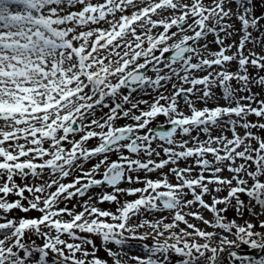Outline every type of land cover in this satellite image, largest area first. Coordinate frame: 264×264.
I'll return each instance as SVG.
<instances>
[{"label":"snow or ice","instance_id":"6c2138e0","mask_svg":"<svg viewBox=\"0 0 264 264\" xmlns=\"http://www.w3.org/2000/svg\"><path fill=\"white\" fill-rule=\"evenodd\" d=\"M232 2L237 5L235 11L226 7L228 0H212L211 5L204 0H0V210L41 214L19 219L0 216L4 221L0 222V264H109L97 255L100 249L86 234L100 237L113 264H123V253L107 245L123 246L125 231L135 237L136 230L145 226L155 232V244L144 245L145 257L130 258L136 264H162L154 257L169 252L181 257L177 264H220L224 245L229 249L247 245L264 252V232L256 231L251 222L239 225L224 215L229 207L241 216L242 210L264 214V138L252 131L264 130V99L251 93L253 80L248 71L249 65L264 70V55H244L247 43H258L250 30L261 27L264 15H254L253 0ZM232 17L240 21L242 36L238 45L225 46L224 39L235 31L227 23ZM157 28L162 31L154 35ZM209 33L220 45L216 52H209L206 43L199 44ZM233 47L236 52L227 54ZM234 60L236 72L227 67ZM200 72L205 74L197 75ZM174 77L180 83L172 84L170 94L160 93L151 103L133 99L138 89L158 91ZM258 83L264 85V76L258 77ZM217 87L222 89L224 105L197 108L190 98L197 95L207 102ZM182 96L188 114L180 109ZM141 104L148 105L147 109H141ZM105 108L108 111L98 117L97 111ZM160 115L168 118L171 127L167 131L150 127ZM252 115L259 119L248 120ZM121 118L133 123L117 126ZM225 124L231 138L224 134ZM238 127L245 129L244 135ZM213 128L221 134L213 135ZM201 133L207 138L202 140ZM94 138L98 144L88 147ZM156 140L163 142L159 151L152 146ZM114 152L120 155L111 160ZM161 152L164 157L153 159ZM93 158H99L98 162L85 170L84 164ZM189 158L193 164L179 166V161ZM237 160L243 162L237 164ZM168 165L173 166L163 172ZM158 170L160 175L151 178L149 174ZM225 170L232 173L230 178L222 175ZM77 172L71 182H62ZM45 173L48 179H42ZM29 175L40 178V183L23 182ZM122 183L143 187L124 188ZM101 185L112 191L99 197V203L118 204L115 212L97 207L91 197L68 207L69 201ZM224 187L228 188L226 197H213L211 204L205 201V195ZM240 194L249 198L247 204ZM9 195L19 198L10 201ZM120 195L136 198L121 203ZM189 195L192 199H187ZM221 204L225 207H217ZM256 206L260 213L252 212ZM192 207L210 211L213 220L198 210L184 211ZM163 211L173 213L170 223L161 217L130 224L134 216ZM187 217L235 239L221 236L217 247L189 241L187 237L211 241L217 233L202 230ZM180 223L186 227L180 228ZM259 226L264 228V221ZM165 231L169 236L161 242ZM26 234L45 240L42 245L32 242L30 247L23 242ZM135 238L145 240L148 233ZM229 254L239 264H264V255Z\"/></svg>","mask_w":264,"mask_h":264},{"label":"rangeland","instance_id":"374dc122","mask_svg":"<svg viewBox=\"0 0 264 264\" xmlns=\"http://www.w3.org/2000/svg\"><path fill=\"white\" fill-rule=\"evenodd\" d=\"M187 2V0H186ZM205 4L207 5H211L212 0H204ZM226 7L233 9V11L236 10L237 5L235 3L232 2V0H228V3L226 4ZM253 9H254V15L256 16H261L264 15V0H253ZM131 11V9H129V12ZM155 18V17H154ZM192 21L189 20V23H191ZM227 23H230L233 25L234 28V34L231 35L228 38L224 39V45L227 46L229 44H239V41L241 39L242 33L239 31L241 28V24L240 21L237 20L235 17H232L230 20H227ZM103 27H107V25H101ZM162 31L160 28L154 29L153 30V34H157L158 32ZM171 31H176L175 28H173ZM252 32V37L253 39L257 40L258 43L253 44L251 42L246 44L245 50H244V55L247 56L249 55V52H255L258 55H264V21H261V27L259 29H251L250 30ZM188 35H192L191 32L186 33ZM220 36L222 38H224V33H220ZM216 36L212 33H209L205 38L201 39L199 41V44L203 45V44H207L208 45V51L209 52H216L219 50L220 45H218L216 42ZM172 41H170L171 43ZM189 43H192L191 41ZM236 52V48L233 47L231 49V51H229L227 54L231 55L233 53ZM159 54V53H157ZM166 56H169V53L166 54ZM205 56H207V53H205ZM211 58V57H208ZM227 67L229 68V70L236 72L238 70V63L237 61H232L230 62ZM167 71V70H165ZM248 71L252 77L253 83H251L250 88H251V93L257 94V99H264V85H260L258 83V77L259 76H264V70L258 69V68H254L251 65L248 66ZM149 75H153L154 73H152L151 71L148 72ZM205 73L200 72L197 73V75H204ZM164 83V82H162ZM179 84L180 82L174 77L173 80L171 82H167L165 83L164 88L159 89L158 91H162L164 92L163 94L168 95L173 91L172 88V84ZM234 86L239 87V85L237 84L236 81L232 82ZM189 85H184V87H188ZM202 88V86H199ZM157 90L155 89H147L146 91H141V90H137L136 93H133V99L134 100H147L149 99V103L152 102L153 98L151 99V96H153L155 94ZM214 92V97L211 100H208L207 102L200 100L197 98V95H191V99L195 102V106L197 108H203L205 106H209L210 108L217 106V104L219 105H224L226 102L221 98L222 96V89L220 88H215L213 89ZM126 94V91H125ZM249 93L246 92H241L240 95H248ZM161 103H164L163 101H161ZM179 105H180V109L183 110L186 114H188V108L185 104V98L182 96L179 100ZM131 105H125V108L130 107ZM148 105L145 104H141L140 108L141 109H147ZM108 111L107 108L102 109V110H98L96 115L102 116L104 113H106ZM138 114V113H137ZM167 117L160 115L158 116L150 125V127H152L154 130L156 129L157 126H164L165 128H170L171 126L167 123ZM227 119V118H225ZM233 119H236L235 117H233ZM250 121H257L259 118L255 117L254 115L249 116L247 118ZM264 122V121H262ZM129 123H133V121L131 119H127V118H121L120 120L116 121L117 126H123ZM225 131L224 134L227 135L229 138H231L232 133L230 131L227 130V125H223ZM143 131H141V134H143ZM237 131L242 135H244L245 129L243 128H237ZM252 131L256 134L259 135L260 137L264 138V130H260V129H252ZM212 134L213 135H220L221 131L219 128H213L212 130ZM193 136L197 135L196 132L192 133ZM185 139H187V137H184ZM200 138L206 139V135L205 134H200ZM76 139H79V135L76 136ZM98 140L97 139H92L90 141H88L87 146L88 147H94L98 144ZM160 143H163L159 140L153 141L152 142V146L154 148H157V150L159 151V147L158 145ZM253 146H256V141H252ZM180 150V149H177ZM124 154L125 155H129V153L127 152V150H124ZM120 155V153H111L110 154V159L111 160H115L117 159V157ZM135 157V154H131ZM144 159H146L147 157L144 156ZM209 158H211L209 156ZM99 158H93L92 160L86 162L84 164V169H90L95 163L98 162ZM155 159V158H153ZM243 161L241 160H237V164L242 163ZM179 166L181 167H185L187 165H191L193 164V159L189 158L187 161L185 160H181L178 162ZM173 165H168L166 166L162 171L163 172H168V169L170 167H172ZM199 171V168L197 167L196 171H194L192 173L193 176H195L197 174V172ZM226 174L228 173V171L225 172ZM79 173H73L72 175H70L69 177L65 178L62 182L64 183H69L71 182L76 175H78ZM141 176L144 175L143 172L139 173ZM160 171L158 170L156 173H152L149 174L151 176V178L155 179L159 176ZM207 174V173H206ZM223 174V173H222ZM228 175L231 177L232 173H228ZM97 178H101L99 175L97 176ZM169 178H173V181H175L174 177H169ZM16 182L18 184L22 185V180L20 177H16ZM42 179H48V175L47 173L44 174V176L42 177ZM23 182H26L28 184H38L40 183V178H33L31 177V175H29L26 180H24ZM233 185H235V181L233 182ZM120 187H143L142 184H133V185H129L127 183H122L120 185ZM52 191L55 190V188L51 189ZM92 191H94V193H92ZM112 189L110 187H107L106 185H101L98 187H94L90 192H87L85 194V196L83 197H76L75 199L71 200L68 202V207H72L73 205H78V202H82L85 200H88L89 197L92 198V202L96 204L97 207L101 208V209H105V210H110L115 212L117 207L119 206L116 203H112V202H104V203H99V197H101L102 195H104L105 193L111 192ZM199 191V190H198ZM26 197L31 198V195L28 192H25L24 194ZM228 195V188L224 187L222 191L220 192H216V191H212L210 195H205L204 199L207 203L211 204L212 203V198L213 197H217V198H222V197H226ZM19 197L16 195H9L8 199L10 201H15L16 199H18ZM135 196H127V195H120L119 196V200L121 203H123L126 200H133L135 199ZM187 199H192L191 195H189L187 197ZM240 199L245 201V203L247 204L249 198L244 195V194H240ZM23 203L25 204V206H27V201H23ZM233 204H235V201H233ZM60 207H64V204H61ZM217 207L219 208H223L225 207V205L221 204L218 205ZM80 207L77 206L76 207V211H80ZM200 211L202 213V215L204 216L205 219L211 221L213 220V213H211L210 211L204 209V208H197V207H192V208H186L184 209L185 212H189V211ZM243 211V216L240 215V212L237 211V209L235 207H229L227 212L224 213L226 219L228 221L231 220H235L237 224L239 225H243L245 223V221L251 222L253 224L256 225V231H260V232H264V228H260L259 226V221H264V214L261 215H253L251 214L250 211L248 210H242ZM252 212L255 213H260L261 209L259 206H256L252 209ZM41 214L38 211H30L28 213H24L20 210H13L10 213H4L3 210H0V216H6L7 218H34V217H39ZM172 216L173 213L169 212V211H163V212H151V213H144L143 217L145 218V220L149 221V223L153 222L154 220H158L161 217H167L168 219L164 222L166 223H170L172 220ZM69 217L65 216L64 219H68ZM187 219L189 220L190 223L195 224L197 227L201 228L202 230L205 231H209V232H216L217 236L214 237L211 241H206L203 238H199V237H187V239L189 241H192L193 239L196 240V242L199 243H210V245L212 247H217L220 243V237L221 236H228L229 239H235V237L229 233H227L226 231H223L221 229L218 228H213L210 227L208 225H205L204 223H202L201 221L192 218V217H187ZM0 222H4L3 220H0ZM132 225V224H131ZM180 228H185L186 226L183 223H180L179 225ZM174 231H178V229H174ZM191 231V230H189ZM145 233H148V238L145 240H141L135 237H139L144 235ZM55 234V233H53ZM88 235L89 238L93 239L95 242V245L100 249L99 252L97 253V255H99L101 258L107 259L109 261V264H113L112 262V258L108 256L107 251L105 250V247L102 245V241L100 239V237L92 235V234H86ZM125 237L127 238V242L125 245L120 246V245H116L114 243L112 244H108L107 247L112 248L113 251H121L123 253V264H128L130 261V264H136V262L132 259H130L131 257H135V256H140V257H145L146 256V252H145V248L144 245H148V246H152L155 244V232L150 228V227H143V228H138L136 230L135 233V237L130 234L129 232L125 231L124 233ZM169 236V232L165 231L164 236L160 237V241L163 242L165 239H167ZM62 238L64 239H68L67 236H63ZM45 238L40 237L39 235L36 234H26V237L24 239L23 242L29 244V246L31 247L32 242H35L36 245H42L44 242ZM69 242H73L72 240H69ZM75 242H79V241H75ZM169 243H174L173 240H169ZM88 250L91 251L92 248L91 246H87ZM225 251L221 252L219 254V260H220V264H239L238 261L234 262L233 258L230 256L229 252L230 251H236L238 253V255H242V256H256L259 257L260 255H264V252H261L259 250H253L250 247H248L247 245H241L239 248L233 247L231 249L228 248L227 245H224ZM241 250V251H239ZM252 250L254 251V253H249L248 251ZM54 258H55V254H51ZM77 255L79 256L80 254L77 253ZM165 255L167 256V260L165 261ZM206 255H210V253H206ZM156 259H159L162 264H177V262L181 259L180 256H178L176 253L174 252H169L167 254H159L157 253L156 256L154 257Z\"/></svg>","mask_w":264,"mask_h":264},{"label":"bare ground","instance_id":"6f19581e","mask_svg":"<svg viewBox=\"0 0 264 264\" xmlns=\"http://www.w3.org/2000/svg\"><path fill=\"white\" fill-rule=\"evenodd\" d=\"M93 2H97V0H93ZM235 8V7H234ZM233 8V9H234ZM161 29V28H160ZM162 30V29H161ZM208 58V57H207ZM160 93H164V92H162V91H156L155 92V94L153 95V96H151V99L152 98H154V97H156L157 95H159ZM148 101H149V99H148ZM207 107H209V106H207ZM210 108V107H209ZM241 135H242V133H241ZM162 157H164V154H163V152H161V156L160 157H156L155 155L153 156V158H155L157 161L160 159V158H162ZM181 167V166H180ZM227 170H225L224 172H223V176H226V177H229L230 178V176L228 175V173L226 174L225 172H226ZM160 175V174H159ZM207 175V174H206ZM170 180H171V182H173V183H175V181H173V178H169ZM209 187L211 188V189H215L216 187H220L219 185H209ZM132 197V196H131ZM143 221H145V218L143 217V215H137V216H134L132 219H131V221H130V224H132L133 226H135L136 224H138V223H141V222H143ZM128 264H130V261H129V263Z\"/></svg>","mask_w":264,"mask_h":264},{"label":"water","instance_id":"95a60500","mask_svg":"<svg viewBox=\"0 0 264 264\" xmlns=\"http://www.w3.org/2000/svg\"><path fill=\"white\" fill-rule=\"evenodd\" d=\"M191 44V43H190ZM171 55V53H169V56ZM168 129H166L165 130V128L164 127H157L156 128V130L155 131H167ZM94 187H98V186H93L92 188H90V189H93ZM90 189H88L87 191H89ZM93 193H94V191H93ZM239 251H241V250H239ZM248 252H254V251H252V250H249Z\"/></svg>","mask_w":264,"mask_h":264}]
</instances>
